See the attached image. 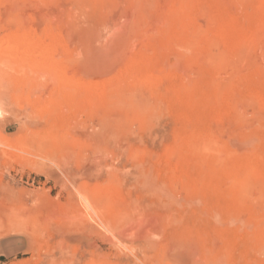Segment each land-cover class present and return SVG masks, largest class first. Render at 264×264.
Wrapping results in <instances>:
<instances>
[{
  "label": "rangeland",
  "instance_id": "1",
  "mask_svg": "<svg viewBox=\"0 0 264 264\" xmlns=\"http://www.w3.org/2000/svg\"><path fill=\"white\" fill-rule=\"evenodd\" d=\"M0 264H264V0H0Z\"/></svg>",
  "mask_w": 264,
  "mask_h": 264
}]
</instances>
